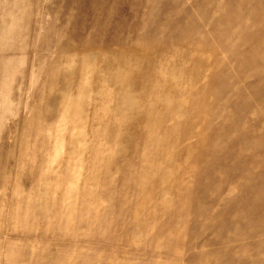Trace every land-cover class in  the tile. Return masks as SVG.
Returning <instances> with one entry per match:
<instances>
[{"label": "rangeland", "instance_id": "rangeland-1", "mask_svg": "<svg viewBox=\"0 0 264 264\" xmlns=\"http://www.w3.org/2000/svg\"><path fill=\"white\" fill-rule=\"evenodd\" d=\"M0 264H264V0H0Z\"/></svg>", "mask_w": 264, "mask_h": 264}]
</instances>
